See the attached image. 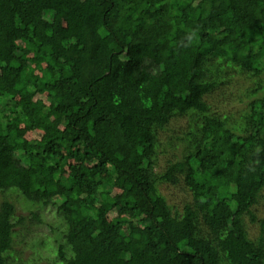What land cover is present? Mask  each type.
Wrapping results in <instances>:
<instances>
[{
	"label": "trees",
	"instance_id": "trees-1",
	"mask_svg": "<svg viewBox=\"0 0 264 264\" xmlns=\"http://www.w3.org/2000/svg\"><path fill=\"white\" fill-rule=\"evenodd\" d=\"M263 187L264 0H0V264H264Z\"/></svg>",
	"mask_w": 264,
	"mask_h": 264
},
{
	"label": "rangeland",
	"instance_id": "rangeland-1",
	"mask_svg": "<svg viewBox=\"0 0 264 264\" xmlns=\"http://www.w3.org/2000/svg\"><path fill=\"white\" fill-rule=\"evenodd\" d=\"M252 84L251 80H247L245 77H238L235 78V83L231 87V91L234 93V97L231 98V103L226 107V110H231L230 112H236L244 108V102L239 101L236 99V95L242 96L239 94L242 90L245 89V87ZM187 124L186 119H178V121H172L170 124V130L168 133V130L166 132L160 133V140L164 143H168L169 136L171 135V129L173 130L174 127L182 128L185 127ZM174 147V146H173ZM181 146H178L177 149H180ZM172 149V146L171 148ZM161 153L159 154V158L157 159V165L155 168V172L161 173L166 165V162L168 158L171 156V153ZM159 190L166 198L167 202L174 206L175 208L181 210L185 200L188 198L190 193L187 191V187H185V184L181 182L177 183H170L167 181H162L159 183ZM115 194H120V191H116ZM262 197L260 202L255 206V216L256 220H251L250 217L245 218V227L247 229V232L251 238H256L261 234L262 229V219L264 218V187L261 192ZM17 201V207H16V213L17 214H28V210L26 207L22 206V200L20 198L16 199ZM40 215L43 218V222L38 225L27 224L28 226L25 228L18 226L16 227V230L19 234H17L18 238H23L27 241L31 240L32 238L38 236L42 238H46V236H52L53 233L57 232V227L59 225L60 218L54 213L52 210V207L48 208H42L40 210ZM31 226V227H30ZM51 227H54V231L51 230ZM43 246V245H42ZM42 248V247H41ZM16 249L23 252V255L25 257L31 256V251L28 249L27 245L22 241L16 242ZM42 253L39 252L40 257L37 259V264H50L51 263V251L47 250V248H42Z\"/></svg>",
	"mask_w": 264,
	"mask_h": 264
}]
</instances>
